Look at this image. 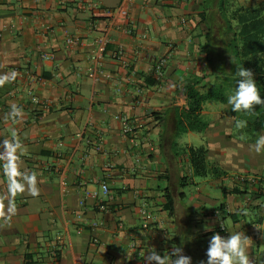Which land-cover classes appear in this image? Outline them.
<instances>
[{
    "label": "crops",
    "instance_id": "obj_1",
    "mask_svg": "<svg viewBox=\"0 0 264 264\" xmlns=\"http://www.w3.org/2000/svg\"><path fill=\"white\" fill-rule=\"evenodd\" d=\"M226 1L229 13H264L262 0ZM121 2L0 0V264H145L150 248L163 255L173 246L201 264L218 214L251 238L257 261L258 232L238 214L259 202L238 194L251 188L240 178L253 176L195 178L184 150L197 135L211 163L256 170L257 179L264 154L232 138L229 104L204 105V133L177 132L188 81L235 91L222 0H131L128 18H113ZM160 59L161 83L149 86Z\"/></svg>",
    "mask_w": 264,
    "mask_h": 264
},
{
    "label": "trees",
    "instance_id": "obj_2",
    "mask_svg": "<svg viewBox=\"0 0 264 264\" xmlns=\"http://www.w3.org/2000/svg\"><path fill=\"white\" fill-rule=\"evenodd\" d=\"M220 9L224 14H227L226 24L229 31L228 36H231L229 45L234 53L233 57L242 63L243 66L241 67L253 69L251 71L256 73L257 86L264 89V57L259 55H264V18L261 10L249 11L238 8L229 13V3L226 0H222ZM232 21H237V27L234 28ZM145 82L149 86L161 83V81L155 79L154 72L146 76ZM199 84L197 81H188L184 86L183 93L187 99V108L183 110L177 122L179 135L187 133L201 134L207 130L209 123L202 118L205 104L209 102L228 104L226 91L222 86L201 92L197 87ZM246 122V127L242 128L244 133L248 135L246 141L255 143L256 138L264 134V109L258 112L255 119ZM235 130L239 131V128L235 127ZM184 151L195 178L221 179L227 175L226 171L220 166L209 161L207 144L190 146L185 148ZM251 188H254V190H250ZM251 188L245 187V189L239 190L238 194H251L256 199L264 197V179H258L255 186ZM166 198V208L172 214L173 199L168 193ZM215 233L214 231L208 236L212 237Z\"/></svg>",
    "mask_w": 264,
    "mask_h": 264
},
{
    "label": "clouds",
    "instance_id": "obj_3",
    "mask_svg": "<svg viewBox=\"0 0 264 264\" xmlns=\"http://www.w3.org/2000/svg\"><path fill=\"white\" fill-rule=\"evenodd\" d=\"M237 68L236 88L234 93L227 97V103L236 113L253 111L257 105H264V98L258 89L253 72L245 67L237 66ZM12 111L17 115L20 113V109L15 106ZM246 125L247 122L244 120H237L235 123L236 128H244ZM254 148L257 153L264 152V134L256 138ZM218 220L222 227H226L221 214H218ZM204 227L206 231H212L214 226L206 224ZM228 231L230 235L227 237L219 232L211 237L207 249V261L201 264H264V261H254L250 257L248 248L251 238L245 232ZM144 259L145 264H192V258L184 254L182 246H173L171 251H166L163 255L155 248H150Z\"/></svg>",
    "mask_w": 264,
    "mask_h": 264
},
{
    "label": "rangeland",
    "instance_id": "obj_4",
    "mask_svg": "<svg viewBox=\"0 0 264 264\" xmlns=\"http://www.w3.org/2000/svg\"><path fill=\"white\" fill-rule=\"evenodd\" d=\"M264 2V0H262ZM263 18H264V13H262ZM261 55V57H264L263 54H259ZM255 56V55H254ZM237 65L239 66H243L241 62L237 61ZM248 69V68H247ZM222 85L226 86V81L225 84L222 83ZM258 89L261 93L262 98H264V89H262L261 87L258 86ZM228 94V92L226 93ZM207 104H212L213 106H217V108L223 109L224 108V104L219 103V102H209ZM227 108H230V111H232L231 113H233L238 120H244V121H250L253 120L257 117L258 112L264 109V105H257L255 107V110L253 111H249V112H245V111H241L239 113L234 112L233 110H231V105L229 104ZM238 133V134H237ZM197 135H194L193 140L196 143V146H199V142H198V137H196ZM248 137V135H246L244 133V130L242 128H239V131L235 130V134L232 136V138L235 140V142H246V138ZM234 142V141H233ZM234 146V147H233ZM233 149L234 151H240L243 148L238 146V145H233ZM254 147H247V151L253 149ZM255 149V148H254ZM245 150V148H244ZM264 154V152H262ZM259 167V166H258ZM226 173L229 175V177H234L239 179L241 176H253V177H257L254 176V174H256V170H250L247 171L245 170V168H243L242 170H239L238 168H233L232 170H225ZM261 171L264 172V169H262ZM259 174V173H257ZM239 197V196H238ZM243 201V200H242ZM257 201L259 202H255L254 204H252V207H249L248 209L245 210V214L242 215V213H238L240 219L243 221L245 219L246 223L250 226V224L252 223V225L254 226L253 228L255 229V232L257 231V240L255 243V255H257V261H264V197H260L257 199ZM226 225L228 228H231L233 226V222L232 219L230 217H226ZM226 227V228H227Z\"/></svg>",
    "mask_w": 264,
    "mask_h": 264
},
{
    "label": "built area",
    "instance_id": "obj_5",
    "mask_svg": "<svg viewBox=\"0 0 264 264\" xmlns=\"http://www.w3.org/2000/svg\"><path fill=\"white\" fill-rule=\"evenodd\" d=\"M131 0H122L121 4L119 5V7L114 10L113 12H111V16L113 18H122V19H127L128 18V15H129V4H130ZM69 43L72 44L74 43V39L72 38H69ZM108 42H109V38L107 35H104L103 37H100L98 40H96V43L98 45V54L99 57H101L105 52H106V49H107V45H108ZM123 54V51L120 50L118 52V56H122ZM47 59H52V56H46ZM165 64H166V60L164 59H160L156 65L154 66V77L156 80H159L161 81V79L163 78V71H164V67H165ZM132 131V127H128V124L126 126V132H130ZM243 182H245L248 186H255V184L257 183V178L255 177H250V178H240ZM12 184L14 186V188H18L20 183L17 181V180H13L12 181ZM102 188V192L104 195H108L109 194V187L107 184H102L101 186ZM94 196H97V193L96 192H93ZM216 232H219L222 236H229L228 234V231H227V228L226 227H222L221 226V223H219V225L217 226V229H216Z\"/></svg>",
    "mask_w": 264,
    "mask_h": 264
}]
</instances>
